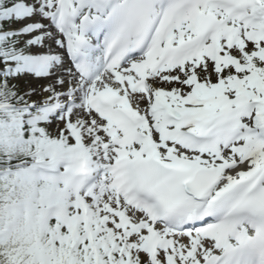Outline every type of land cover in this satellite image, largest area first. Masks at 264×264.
Returning a JSON list of instances; mask_svg holds the SVG:
<instances>
[{
  "label": "snow or ice",
  "instance_id": "obj_1",
  "mask_svg": "<svg viewBox=\"0 0 264 264\" xmlns=\"http://www.w3.org/2000/svg\"><path fill=\"white\" fill-rule=\"evenodd\" d=\"M0 264H264V0H0Z\"/></svg>",
  "mask_w": 264,
  "mask_h": 264
},
{
  "label": "bare ground",
  "instance_id": "obj_2",
  "mask_svg": "<svg viewBox=\"0 0 264 264\" xmlns=\"http://www.w3.org/2000/svg\"><path fill=\"white\" fill-rule=\"evenodd\" d=\"M42 83H44V81H35V80L26 81L25 88H27L29 84H31L32 87H39Z\"/></svg>",
  "mask_w": 264,
  "mask_h": 264
},
{
  "label": "rangeland",
  "instance_id": "obj_3",
  "mask_svg": "<svg viewBox=\"0 0 264 264\" xmlns=\"http://www.w3.org/2000/svg\"><path fill=\"white\" fill-rule=\"evenodd\" d=\"M45 83V82H44ZM43 84V83H42ZM22 86L25 87L26 86V81L22 82ZM40 87V86H39Z\"/></svg>",
  "mask_w": 264,
  "mask_h": 264
}]
</instances>
